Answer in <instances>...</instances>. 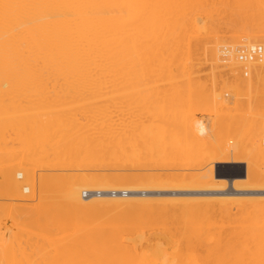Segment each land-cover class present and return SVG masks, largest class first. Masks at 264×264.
Returning a JSON list of instances; mask_svg holds the SVG:
<instances>
[{"label":"bare ground","instance_id":"1","mask_svg":"<svg viewBox=\"0 0 264 264\" xmlns=\"http://www.w3.org/2000/svg\"><path fill=\"white\" fill-rule=\"evenodd\" d=\"M202 56L212 68L205 74L204 70V76L201 69L206 62ZM199 59L205 64L199 66ZM218 83L223 86L217 87ZM229 83L234 92L224 95ZM232 102L235 106H231ZM29 104L55 111L65 104H98L99 118L96 116L97 122L95 118L86 119L91 124L80 122L73 106L64 115L61 108L56 114L44 110L42 116L30 118ZM259 104H264V0H0V133L15 126L17 138L23 143L26 139L44 138L43 143L38 138L39 146L52 143L56 152L49 147L53 154L59 152L57 159L69 156L74 162L73 159L83 162V158H90L89 162L108 167L121 166L123 162V167L141 169L153 165L159 168L162 164L166 168L167 162H173L168 167H174L183 161L208 166L199 173L180 170V174H152L153 178L148 172L136 174L137 177L123 174L119 180L120 175L116 179L113 173L56 176L53 183L58 187L50 196L54 205L50 212L46 209L50 200L43 196L49 192V179L39 176L35 187L30 169L18 164L19 168L4 173L0 192L2 185L13 199L45 197L48 202L40 201L45 202L47 211L42 213L40 202L38 207L44 215H26L31 220L40 214L39 219L28 222L25 215L16 218L21 224L16 226L14 221L17 233L8 228L7 235L9 230L11 233L7 238L14 233L12 242L8 243L5 236L6 246L1 243L10 257L6 261L0 257V263L39 264L40 259H45L50 264H171L164 254L148 257L140 253L138 243L122 240L117 234L119 215L121 222L128 225L158 220L171 225L187 251L180 254L178 264H264V138L257 139L259 132L254 134L256 139H248L244 129L256 116L260 126L264 125V113H256L254 108ZM201 110L208 112V117ZM115 114L118 117L113 119ZM89 125L96 130H88ZM244 125L245 132L241 129ZM222 129L234 134L224 137ZM213 165L220 174H214ZM222 167L229 171L222 172ZM240 171L244 174L226 177L229 172ZM95 175L97 179L103 175L101 182L93 178ZM227 178L234 187L261 188L260 194H176L179 190L175 188L212 186L214 180L225 185ZM103 179L106 181L102 183ZM22 190L32 192L23 197ZM16 207L17 210L11 207L13 212L9 211L14 218L22 210L33 208ZM91 214L100 221L113 214V220L108 221L111 228L103 223L93 233H79L80 222ZM23 219L31 223V228L23 224ZM37 220L42 228H47L42 229ZM48 222L57 224L60 231L65 228L61 234L69 232L66 238L59 230L55 232L54 238L63 239H57L59 245L48 238L51 234L45 233ZM36 226L42 231L37 232L40 230L36 231ZM24 228H30L25 234L30 236L36 231L35 236L43 238L26 237L31 240L29 244L40 241L39 247L49 249L43 252L37 246L39 242L34 245L44 255L51 252L48 259L40 257L38 248L35 253L31 245L24 250L27 239L20 236ZM16 234L24 239H20L22 246ZM0 250L5 255L1 246ZM34 256L39 260L35 261ZM45 260L42 264H49Z\"/></svg>","mask_w":264,"mask_h":264},{"label":"rangeland","instance_id":"2","mask_svg":"<svg viewBox=\"0 0 264 264\" xmlns=\"http://www.w3.org/2000/svg\"><path fill=\"white\" fill-rule=\"evenodd\" d=\"M229 32V31H228ZM227 32V33H228ZM224 35H226L225 33H223ZM230 34V33H229ZM223 35V36H224ZM231 35V34H230ZM227 36H229L228 34H227ZM232 36L233 35H231V38H232ZM230 39V38H229ZM202 58H204V59H202ZM202 58H200V59H202V60H204V62H206V66L204 65V69H201L202 71H201V73L202 72H204V70L205 71H207V72H204V74L205 73H208V72H212L211 70H212V68L210 67V64H209V61L207 60H205L206 58L204 57V56H202ZM199 59V66H200V64L202 65L204 62L202 61V60H200ZM201 61V62H200ZM203 62V63H202ZM205 64V63H204ZM206 67V68H205ZM200 68H203V66H201ZM223 70V68L221 69V71ZM225 72H223V73H226V70H224ZM220 73V72H219ZM218 73V74H219ZM222 73V74H223ZM200 74V73H199ZM218 74H217V76H218ZM207 75H209V74H207ZM224 75V74H223ZM229 75V74H228ZM201 76V75H200ZM202 76H204L203 75V73H202ZM206 76V75H205ZM222 75L220 74V76H218L219 78H220V80H224V77L222 78L221 77ZM230 76V75H229ZM209 77V76H208ZM226 77V76H225ZM206 78H207V76H206ZM206 78H204V77H202V79H206ZM208 80V79H207ZM222 80V81H223ZM222 84H223V82H222ZM222 84H219L218 83V85H217V87L219 86V85H222ZM224 85V84H223ZM222 85V86H223ZM221 87V86H220ZM234 92V86L232 85V83H229L228 84V86L226 87V88H224V95L226 94V93H228V92ZM67 105V106H66ZM75 105H77V106H75ZM92 105H93V107H92ZM94 105H95V107H94ZM98 105V104H97ZM97 105L96 104H90V105H86L85 107H84V105H79V104H74V105H72V104H65L64 105V107H61V108H57L58 110L57 111H55L56 109H53V108H51V110H46V109H42V108H38V107H36L35 108V106H40L39 104L37 105V104H29V107L28 108H30V110L29 111H27V113H28V115L30 116V118L31 117H36V115L37 116H42V114H44V110H45V112L46 113H50V111H51V113H54V114H56L57 112L59 113V112H61L60 111V109L61 110H63L62 111V114L64 115L65 113H67L68 111H70V110H68V109H70L72 106L75 108L74 110H76V108H77V110H76V112H78L77 114L78 115H76L77 116V120L78 121H80L81 122V120H83L82 122H85L86 121V119L88 120H92L93 118H95L96 120V122H97V118H96V116L97 115H99V113L97 114V110H98V108H97ZM263 106H261L260 104L259 105H256V107H254L255 109H256V113H258V111L261 113H264V104H262ZM69 106V108H67ZM80 106L82 107V110L80 109ZM92 108H91V107ZM231 106H235V104L232 102L231 103ZM31 107H34V108H32L31 109ZM66 107V108H65ZM84 108H85V110H84ZM87 108V109H86ZM95 108H97L96 109V113L95 114H93V112H94V109ZM93 109V111H91ZM261 109V110H260ZM28 110V109H27ZM34 110V111H33ZM37 110V111H36ZM42 110V111H41ZM54 110V111H53ZM73 110V112L75 113V111ZM81 110V111H80ZM85 112H84V111ZM48 111V112H47ZM65 111V112H64ZM88 111H90V112H88ZM204 111V112H203ZM201 110V112H202V114H204L205 115V117H208V116H206V113H208V112H205V110ZM41 112H43L42 114H41ZM201 112H200V114L199 115H202L201 114ZM39 113L41 114V115H39ZM86 115H85V114ZM90 113V114H89ZM61 114V113H60ZM88 114V115H87ZM91 114H93V115H91ZM97 114V115H96ZM116 114H119V113H116ZM114 115L113 117V119H116L115 118V116L116 117H118L117 115ZM208 115V114H207ZM257 114H255V116H256ZM33 117V118H34ZM82 119H81V118ZM88 117V118H87ZM91 117V118H90ZM98 117V116H97ZM203 117V116H202ZM204 117V118H205ZM257 118V120H260V118H259V116H256ZM38 118V117H37ZM85 118V119H84ZM99 118V117H98ZM263 118V117H262ZM261 118V119H262ZM256 119H252V121H250L249 123H247L246 124V126L247 127H245V125L244 126H242V130L244 131V129H246L247 130V135L249 136L248 137V139H251L252 138V140H253V138L254 139H256L255 137H254V134H258L259 132L261 133L262 132V134H261V136H260V133H259V135H258V137H257V139L259 138V137H263L264 138V131H262V129L264 130V125H262L261 124V126H260V124H259V122L256 120ZM88 120V121H89ZM99 120V119H98ZM88 121H86L85 123H88V124H91L90 122H92V121H90V122H88ZM94 122V121H93ZM95 122V123H96ZM262 123H264L263 122V120L261 121ZM239 125H241L240 123H239ZM11 126H9V127H7L6 128V130H5V132H4V130H3V132H1L0 133V136H2L1 138H0V184H3L4 182V173L6 172V171H8L9 169H11V168H13V167H16V168H19L18 167V164H24L23 166L24 167H27V168H29L30 169V174H32V176H31V178L33 177H35V179H34V181H33V178H32V180L31 181H33L34 183V186L36 187L37 185V182H38V177L39 176H45V178H46V180L47 179H49L48 181V185H49V190H48V186H47V190L46 191H49V192H52V194H50L49 195V192L48 193H45L43 196H46V198L48 199V201L50 200V196L51 197H53V192L55 191V189L58 187V184H55V183H53V178L54 177H56V176H82V175H86V177H87V175L88 174H103L104 176L105 175H108V173H109V175L111 176L112 175V173H113V175L115 176V175H117V176H115V178L117 179L118 178V174L120 175V177L118 178V180L121 178V177H123V174H125L124 176H126V177H128V176H130V175H133V176H136V174H140V173H145V174H147V172L149 173V174H147L148 176H152V174H157V173H163V172H168V175H170V172H177V173H179L180 174V172L182 171V172H188V174H190L191 172V174H193V172L195 173H199V171H203L204 169H202V168H207L208 166H207V164H205V165H202V166H199L198 164H196L194 161H188V162H185V161H183V163H182V165H177V164H174L175 166L173 167V165L171 166V167H168L169 165H171V164H173V162L172 161H170V162H172V163H170L169 165H168V162L166 163L167 164V167L166 168H164L166 165H164L163 166V164H162V166L160 167L159 165V168L156 166L155 167V165H153V168L150 166V168L148 169V168H145V169H141V168H136L135 166H134V168H133V166L132 165H125L124 167L122 166L123 165V162H121V166H120V164L118 165V164H116L115 166H104V164L103 165H99L98 163L96 164L95 162H93V163H91V161L89 162L88 160H90V158L87 160V161H84L83 159H82V161L83 162H80L78 159H73V160H76L75 162L74 161H71L70 160V158H68V157H62L63 156V154H62V158H60V159H57L55 156L56 155H59V152H58V154H53L54 152H56V150L55 149H53V147H52V143H48V145L50 146L51 145V148L53 149V151H51L52 149L49 147V146H46V145H44V144H42V145H44L45 147H43V146H39V145H41V143H43V141L44 140H42V139H44V138H39V142H41V140H42V142L41 143H39L38 142V138L37 137H35V139L33 140H30L29 141V139L27 140H24V141H26V142H22L23 141V139H20V138H17L18 136L17 135H19V133L16 131V129L14 128L15 126H13L12 128L16 131V132H14V130L13 129H11L10 128ZM88 127H91V125H89V126H86V128L89 130V128ZM93 127V126H92ZM91 127V128H92ZM245 127V128H244ZM90 128V129H91ZM94 128V127H93ZM244 128V129H243ZM92 130H96L95 128L94 129H92ZM92 130H90V133H92V132H95V131H92ZM245 130V131H246ZM8 131V132H7ZM13 131V132H12ZM222 134L224 135V137H226V136H232L233 134H234V131H233V134H231L230 133V131L228 132V130H224V129H222ZM244 131V132H245ZM89 132V131H88ZM235 132H236V130H235ZM5 133V134H4ZM15 133H16V135H15ZM18 133V134H17ZM97 133V132H96ZM2 134V135H1ZM93 135H94V133H93ZM97 135L99 136V132L97 133ZM242 135H244V133L242 134ZM247 135H245L246 137H247ZM250 136H251V138H250ZM40 137H42V136H40ZM95 137H97L96 135H95ZM245 137V138H246ZM34 138V137H33ZM37 138V139H36ZM17 139H20L19 141L17 140ZM41 139V140H40ZM22 140V141H21ZM27 142H29L28 144H27ZM26 143V144H25ZM39 144V145H38ZM47 144V143H46ZM26 145L28 146V148L26 147ZM49 147V148H48ZM60 154H61V152H60ZM66 154L64 153V156H65ZM118 155V154H117ZM120 155V154H119ZM122 155H120V157H121ZM119 156H118V159L120 158ZM124 156H122V158H123ZM59 158V157H58ZM88 158V157H87ZM92 159V158H91ZM93 160V159H92ZM93 161H95V160H93ZM96 161H99V159L98 160H96ZM120 161V160H119ZM122 161H123V159H122ZM126 161V160H125ZM125 161H124V164H126L127 163V161H126V163H125ZM101 163H103V162H101ZM195 163V164H194ZM107 164V163H106ZM111 164V163H110ZM165 164V163H164ZM108 165V164H107ZM114 165V164H113ZM118 165V166H117ZM198 165V166H197ZM207 166V167H206ZM115 167V168H114ZM131 167V168H130ZM200 167V168H199ZM213 167V172H214V174L216 173V166L215 165H213L212 166ZM162 168H164V169H162ZM167 168H169V169H167ZM28 169V170H29ZM163 170V171H162ZM172 170V171H171ZM181 170V171H180ZM205 171V170H204ZM221 171L222 172H225V171H229V169H227V168H225V167H222L221 168ZM230 171H233V170H230ZM29 172V171H28ZM190 172V173H189ZM111 173V174H110ZM33 174L35 175V176H33ZM127 174H129V175H127ZM165 174V173H164ZM163 174V175H164ZM173 174V173H172ZM89 175V176H90ZM103 175H101L100 177H102ZM142 175H144V174H142ZM141 175V176H142ZM175 175H178V174H175ZM30 176V175H29ZM140 176V177H141ZM144 176H146V175H144ZM155 176V175H154ZM167 176V175H166ZM172 176H174V175H172ZM85 177V176H84ZM99 177V179H97V175H95V177H93V178H95L98 182H101V181H99L101 178ZM137 177V176H136ZM136 177H134V179H137V181H139L140 179L139 178H136ZM156 177H157V175H156ZM155 177V178H156ZM30 178V177H29ZM82 178V177H81ZM106 178V177H105ZM104 178V179H105ZM108 178V177H107ZM110 178V177H109ZM113 177H111V180H113L112 179ZM152 178H153V176H152ZM154 178V179H155ZM158 179L159 178H161V176H159V177H157ZM163 178V177H162ZM36 179H37V181H36ZM93 180V182L94 181H96V180ZM102 180V183H103V181H106V180ZM115 179V180H116ZM132 179V178H131ZM142 179V178H141ZM158 179H156V180H158ZM208 179V178H207ZM110 180V181H111ZM114 180V181H115ZM128 180V179H127ZM227 183L225 184V185H218L219 183H218V180H214V183H215V185H212V186H204V187H195V188H175V189H177V190H179L176 194H177V196L178 197H204V196H208V195H215V194H219V193H224V192H230V193H235V195H238L239 197H244V196H246V197H249V196H254V195H258V194H260V192H258L261 188H256V187H254V186H250V185H241V186H237V187H234L233 185H232V183H231V181H230V179L229 178H227ZM36 181V182H35ZM109 181V180H108ZM108 181L107 182H104V183H108ZM113 181V182H114ZM121 181V180H120ZM135 182H136V180H134ZM130 182H131V180H130ZM26 183V182H25ZM110 184H112V181L111 182H109ZM114 183H116V181L114 182ZM117 183H119L118 181H117ZM218 183V184H217ZM64 184V183H63ZM221 184V183H220ZM32 185V184H31ZM60 185V184H59ZM4 187L5 186H2L1 185V192H0V194L3 196L4 195V197H0V201H2L1 202V204L3 205L4 204V208H6V212H8V213H6L5 212V209L4 208H2V212L0 211V231L1 232H3L2 233V242H0V246H1V248H2V250H3V246L1 245V243L2 244H4L5 245V243L7 242L6 241V239H5V236H6V238L10 235V233L11 232H16L17 233V228L18 227H15V225L16 226H20L21 224H19V223H17V222H20V221H18L20 218L19 217H22L23 215H25V218H27V220H28V217L27 216H29L30 217V215L31 214H33V213H40L41 215H44V214H42V213H46V211L47 210H45V208H46V206H47V208L46 209H48L49 208V210L50 209H52L53 210V207H54V205H53V201L52 200H50V203L48 204L47 203V205L45 206L44 204H45V202L43 203L42 201H40V200H43V201H46L45 200V197H44V199H33V200H29V201H25V200H17V199H13L14 197L10 194V193H8V191L6 190V194H5V190H4ZM31 187H33V185L31 186ZM6 188V187H5ZM191 189H195V190H191ZM205 190H207V191H205ZM263 190H264V188H263ZM32 191H33V188H32ZM32 191H30V192H28V193H26V191L24 192L23 190L21 191V192H23L25 195L23 196V195H21V196H23V197H25L27 194L29 195V193H31ZM192 192H195V193H192ZM4 193V194H3ZM22 193V194H23ZM8 194H10V196L8 195ZM162 194H168V193H163L162 192ZM170 194V193H169ZM6 195V196H5ZM192 195H196V196H192ZM13 197V198H12ZM158 197H162V198H165V197H170V196H168V195H160V196H158ZM52 199V198H51ZM25 201V202H24ZM48 201H46V202H48ZM51 201H52V203H51ZM40 202H42L43 204H42V207H40L39 206V204H41ZM8 204V206H6ZM13 205V206H12ZM52 205V206H51ZM16 206H20L19 207V209H21V207H28V208H30V207H33V208H31L32 210L30 211V209H26L25 211H23L22 210V212H21V215H19V214H17V215H15L16 217L14 218L13 216H12V214H10V212H13V211H11V207H16ZM44 208V209H42L43 210V212L41 213V211H40V208ZM48 206H51V207H48ZM2 207V206H1ZM7 207H8V209H7ZM9 207H10V210H9ZM35 207L36 208H39L37 211H34L35 210ZM17 208V207H16ZM15 208V209H16ZM25 208H22V209H25ZM14 209V210H15ZM18 209V210H19ZM17 210V209H16ZM52 210H50V212H52ZM10 211V212H9ZM15 212V211H14ZM20 212V210L18 211V213ZM50 212H48V214L50 213ZM26 213H29V214H26ZM9 214V215H8ZM40 214H37V215H39L40 216ZM27 215V216H26ZM35 215V214H34ZM36 215V216H37ZM45 215H47V214H45ZM52 215H53V213H52ZM10 216H12V218L13 219H11V217ZM36 216H34V218L33 219H29L30 220V222H33L32 220H35V219H39L40 217H36ZM48 216V215H47ZM49 216H51V214H49ZM33 217V216H32ZM31 217V218H32ZM36 217V218H35ZM42 217V216H41ZM53 217H54V215H53ZM53 217H50V218H53ZM18 220H17V219ZM23 218V217H22ZM24 218V219H25ZM43 218H46V217H43ZM43 218H42V220H43ZM50 218H49V221H50ZM55 218V217H54ZM113 214H111V215H109V218H106V217H104V219L103 220H98L97 219V217H95L93 214H91V215H88V216H86V220H84V221H81L80 222V226H79V233H88V234H90V233H93V231H95V229L97 228V226L99 225V224H106V225H108V228H111L110 227V222H108V221H112L113 220ZM15 219V220H14ZM23 219V220H24ZM117 219H118V221H119V225H118V233L117 234H119V236H120V238L122 239V240H124L125 242H129V243H133V242H136V243H138V245H139V250H140V253H143L144 255H146V256H148V257H152V256H154L155 254H158V253H161V254H164V256H166V258H167V260L171 263V264H178V261H179V256H180V254H186V250L185 249H183V244L181 243V241L179 240V238H178V236L176 235V233H175V229L171 226V225H169V224H167V223H165V222H162V221H149V222H143L142 224H139V225H136V224H130V225H128L126 222H121V220H120V216L118 215L117 216ZM22 220V219H21ZM27 220H24V221H22L23 222V224L25 223H27L28 224V222H29V220H28V222H27ZM48 219H46V221H47ZM54 220H56V219H54ZM14 221H16V224H15V222ZM53 221V220H52ZM21 222V223H22ZM51 222V221H50ZM54 223H55V221H53ZM40 223V227L42 228L43 226L41 225V221H39L38 222V220H37V224H39ZM44 223H46V222H44ZM15 224V225H14ZM22 224V225H23ZM34 224H35V222H34ZM48 224H49V222H48ZM29 225H31V223L30 224H28V226ZM44 225V224H43ZM47 225V224H46ZM5 226V227H4ZM34 226V225H33ZM32 226V227H33ZM48 226V225H47ZM23 227H26V226H24L23 225ZM30 227V226H29ZM37 227V226H36ZM35 227V229H36V231L40 228V227H37L36 228ZM58 227V225L57 224H49V227H48V232L46 231V230H43V233H44V231H46L45 233L47 234H51L50 236H48V238H53L54 239V241L56 240V242H54V243H56V244H58L59 245V242L60 241H57V237L56 238H54L55 237V232H57L58 233V230H59V228H57ZM8 228L10 229H12V231L11 230H9V235H7L8 234ZM14 228V229H13ZM31 228V227H30ZM30 228H26V229H30ZM45 228H47V227H45ZM45 228H42V229H45ZM3 229V230H2ZM25 229V228H24ZM24 230L22 233H23V235H20V236H24L25 237V239H27V243H26V241H25V246H24V250H26L25 248H26V245H27V247L28 246H33L31 249H33L34 251H35V253H36V250L35 249H37L39 246H41V242L40 241H37V242H39L40 243V245H37L38 247L36 248L34 245H36V243H34V245H32L33 243H31V244H29V242H31V238H33L34 239V236H35V234H38L37 232H41L42 230H40V231H35L34 230V228H32V231H35V234H32L31 233V235H32V237H30L29 235H27V232H26V234H25V231H27V230ZM67 229V228H66ZM16 230V231H15ZM61 230V229H60ZM59 230V234L60 235H62L63 236V238H64V236H65V238H66V233H69V232H66V233H62L61 234V232H65V228L62 230V231H60ZM11 231V232H10ZM32 231H30V232H32ZM49 231H54V233H50ZM66 231H69V230H66ZM19 232V231H18ZM5 233H6V235H5ZM34 233V232H33ZM43 233H41L43 236H44V234ZM4 234V235H3ZM20 234H21V232H20ZM28 234H29V232H28ZM47 234V235H48ZM64 234V235H63ZM17 235V236H16ZM15 235V238L17 237L18 238V236H19V234H16ZM34 235V236H33ZM52 235H53V237H52ZM56 235H58V234H56ZM67 235H69V234H67ZM4 236V237H3ZM12 237H14V233H13V236L11 235V238ZM26 237H30V239H28V238H26ZM36 238H37V240H42L43 238L41 237L40 239H39V235H38V237L37 236H35ZM58 237H59V235H58ZM0 238V239H1ZM10 238V239H11ZM16 238V239H17ZM46 238V237H45ZM48 238H46V240L48 239ZM9 238H7V240H9L8 241V243H10V242H12L11 240H10ZM13 239V238H12ZM19 240L18 241H20V239H22V237H20V238H18ZM63 240L62 238H59L58 240ZM15 240V239H14ZM23 240L24 239H22V242H23ZM3 241H6L5 243H3ZM16 242V241H15ZM14 242V243H15ZM21 241H20V243H22ZM43 242H45V239H44V241ZM48 242H49V240H48ZM51 242H53V241H51ZM19 242H18V244H20ZM53 244V243H52ZM8 245H10V244H7V246ZM15 245H17V242H16V244ZM21 246L23 245V243L22 244H20ZM20 245H18L19 246V248L21 247ZM45 245V244H44ZM43 245V246H44ZM50 245V244H49ZM6 246V245H5ZM53 246V245H52ZM12 247H13V244H12ZM14 247H16V246H14ZM35 247V248H34ZM42 247V246H41ZM41 247H39L40 248V250H42L43 248H41ZM7 248H9V247H6V249ZM11 248V247H10ZM23 248V247H22ZM30 248V247H29ZM39 248H38V253H40V255H37V257H43L44 258V256H47L46 258L48 259V255L47 254H49L48 252H46L47 254L46 255H44V253L43 252H45L46 250L47 251H49V249H43L42 251V253H41V251L39 250ZM44 248H45V246H44ZM46 248H50V247H47L46 246ZM28 249V248H27ZM31 249H28V251H31ZM50 249H52V248H50ZM53 249H54V247H53ZM56 249H58V247L57 248H55V250ZM10 250V249H9ZM12 250H13V248H12ZM18 250H20V249H18ZM17 250V248H16V251H18ZM32 250V251H33ZM1 251V250H0ZM4 252H5V250H3ZM7 251V250H6ZM21 251H22V249H21ZM28 251H26V252H28ZM50 251H52V250H50ZM57 251V250H56ZM2 252V251H1ZM3 252V253H4ZM9 252V251H8ZM7 252V253H8ZM25 252V251H24ZM54 252V251H53ZM7 253L5 252V255H3V254H0V257H3L4 259H5V261H6V259L8 258V257H10V256H7ZM10 253V252H9ZM33 253V252H32ZM37 253V254H38ZM34 254V253H33ZM33 254H30V256H33ZM50 254H52L51 252H50ZM49 254V255H50ZM8 255H10V254H8ZM44 255V256H43ZM7 256V257H6ZM19 256H21V255H19ZM52 256V255H51ZM50 256V257H51ZM6 257V258H5ZM54 257H55V255H54ZM3 258H1V259H3ZM17 258L19 259V258H21V257H18L17 256ZM30 258H32V257H30ZM34 258H35V256H34ZM53 258V257H52ZM10 259V258H9ZM50 259V258H49ZM35 261L36 260H39V258H35L34 259ZM34 260H32V261H34ZM45 259H43V260H41L40 259V261H39V264H42V262L41 261H44ZM52 260V259H51ZM55 260V259H54ZM148 260V259H147ZM3 262L2 260H1V262H3V263H6V262ZM9 261V260H8ZM7 261V262H8ZM46 261V260H45ZM48 261V260H47ZM46 261V263H49V261L47 262ZM51 262V261H50ZM9 263V262H8ZM8 263H6V264H8ZM36 264H38V262L36 261L35 262ZM55 263H57V262H55ZM54 263V264H55ZM1 264V263H0ZM30 264H33V262L31 263L30 262ZM44 264H45V262H44ZM50 264V263H49ZM52 264V263H51ZM57 264H59V263H57Z\"/></svg>","mask_w":264,"mask_h":264},{"label":"water","instance_id":"3","mask_svg":"<svg viewBox=\"0 0 264 264\" xmlns=\"http://www.w3.org/2000/svg\"><path fill=\"white\" fill-rule=\"evenodd\" d=\"M218 170L219 169H216V175H218V174H220L219 172H218ZM244 174V171H240L239 173H233V172H229V173H227L226 174V177H229L230 178V176L232 177V176H241V175H243Z\"/></svg>","mask_w":264,"mask_h":264}]
</instances>
